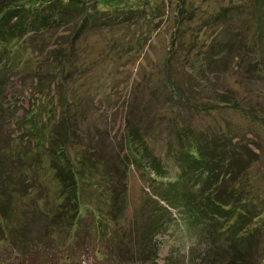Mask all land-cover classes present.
<instances>
[{"label":"rangeland","instance_id":"rangeland-1","mask_svg":"<svg viewBox=\"0 0 264 264\" xmlns=\"http://www.w3.org/2000/svg\"><path fill=\"white\" fill-rule=\"evenodd\" d=\"M128 2L139 8L133 21L75 37L73 26L29 34L0 53V145L10 139L18 144L14 149L39 147V131L60 133L66 120L71 130L61 149L79 173L77 183L65 188L58 166L48 168L54 139L37 150L40 161L20 169L27 172L22 191L5 198L11 216L7 225L1 220L0 264H203L207 244L197 227L187 226L176 209L152 208L154 184L129 154L125 123L138 128L169 174L175 168L162 158L174 143V128L213 131L219 125L220 131L227 122L246 128L224 99L264 112V79L248 73L259 46L248 16L253 1ZM229 6L245 11L217 21L218 11ZM217 46L225 65L207 75ZM241 58L245 73L234 66ZM163 68L176 91L164 88ZM263 261L264 242L252 264Z\"/></svg>","mask_w":264,"mask_h":264},{"label":"trees","instance_id":"trees-1","mask_svg":"<svg viewBox=\"0 0 264 264\" xmlns=\"http://www.w3.org/2000/svg\"><path fill=\"white\" fill-rule=\"evenodd\" d=\"M34 1L35 3L28 4L27 0H0V53L29 34L73 26L75 37L85 29L109 28L139 17V8L129 5L128 0L114 6L98 4L95 0ZM252 1L248 16L249 19L254 18V31L259 39V46L253 52V64L248 73L253 76L257 72L264 79V0ZM180 9L179 7L178 10ZM240 9L245 11L244 6ZM154 10L155 8H151L150 11L155 12ZM181 12L180 10L179 13ZM242 12L236 7L221 8L215 19L228 22ZM221 50L217 46L213 51V59L216 60L214 66H211L213 61L208 65L207 75L220 63L225 65L224 56L219 58ZM239 62L245 63L241 58L234 65L237 70L242 67ZM166 70L163 68L162 84L168 91L174 92L177 90L176 86L169 80ZM242 71L247 72L245 68ZM223 103L225 109H232L244 120L242 125L246 128L241 124L230 127L227 124L229 122L220 131L217 130L219 125L213 131L203 129L202 126L198 128V125L190 127L189 124L181 126V129L180 125L174 128V143L169 142L164 157H161L169 162L170 167L175 168L174 173L166 174L163 170L165 165L162 166L160 158L152 155L138 128L127 125L128 119L125 123V136L130 156L145 167L154 184L151 187L156 191L157 197L152 208H164V212L171 208L178 210L182 221L187 226H196L204 237L202 239L207 244V250L201 258L202 263L252 264L258 260L260 246L264 242V112L262 110L261 113H256L248 108L246 110L243 104L226 99ZM202 109L208 110L209 106ZM171 119L175 125V119ZM34 123L36 122H32V125ZM59 127L60 133L57 134L51 133V130L43 132L41 129L39 133L43 138L39 147L34 144L14 149L18 144L15 141L12 143L10 139L0 145V226H4L1 220H5L7 225L11 216V200L9 199L10 203L5 200L8 197L6 194H10L9 197L12 198L13 193L22 191V180L26 178L27 172L20 169L31 168V162L41 160L37 150L42 146L45 148L47 139H54L47 153L48 168L55 171L58 166L55 174L65 188L73 185L74 181L77 183L79 173L70 168L61 149L68 142L67 132L71 127L66 120H62ZM52 152L59 158V162H55ZM82 161L84 160L80 158V162ZM84 177L82 175L81 179ZM66 182L70 184H65ZM157 226L159 225L156 224ZM1 230L0 232H4ZM16 240L18 239L15 242ZM143 252L145 251L141 250Z\"/></svg>","mask_w":264,"mask_h":264}]
</instances>
